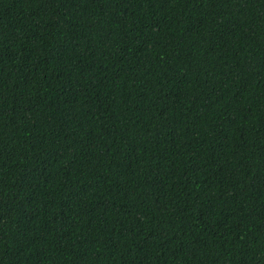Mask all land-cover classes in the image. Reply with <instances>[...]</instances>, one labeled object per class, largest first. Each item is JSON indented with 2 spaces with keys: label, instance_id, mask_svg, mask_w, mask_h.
<instances>
[{
  "label": "trees",
  "instance_id": "obj_1",
  "mask_svg": "<svg viewBox=\"0 0 264 264\" xmlns=\"http://www.w3.org/2000/svg\"><path fill=\"white\" fill-rule=\"evenodd\" d=\"M0 264H264V0H0Z\"/></svg>",
  "mask_w": 264,
  "mask_h": 264
},
{
  "label": "bare ground",
  "instance_id": "obj_2",
  "mask_svg": "<svg viewBox=\"0 0 264 264\" xmlns=\"http://www.w3.org/2000/svg\"><path fill=\"white\" fill-rule=\"evenodd\" d=\"M260 41V40H259ZM250 42V41H249ZM254 42V41H253ZM121 63V62H120ZM118 65H119V63H118ZM120 66V65H119ZM262 66V65H261ZM114 68V67H113ZM126 68V67H125ZM118 69V68H117ZM121 69V68H120ZM115 70V69H114ZM127 70V69H126ZM113 72V71H112ZM121 73V72H120ZM125 73V72H124ZM256 74V73H255ZM122 75V74H121ZM261 75V74H260ZM113 76V75H112ZM258 76V75H257ZM114 79V78H113ZM154 84V83H153ZM144 88V87H143ZM158 88V87H157ZM159 89V88H158ZM141 89H139V91H140ZM144 90V89H143ZM148 90V89H147ZM136 92V91H135ZM151 92V91H150ZM144 93V92H143ZM131 94V93H130ZM138 95V94H137ZM142 95V94H141ZM152 95V94H151ZM209 95V94H208ZM140 96V95H139ZM140 100V99H139ZM204 100V99H203ZM156 101V100H155ZM137 102V101H136ZM135 102V103H136ZM146 102V101H145ZM150 102V101H149ZM154 103V102H153ZM152 103V104H153ZM154 105V104H153ZM154 107V106H153ZM149 109V108H148ZM177 109V108H176ZM152 110V109H151ZM151 113V112H150ZM152 114V113H151ZM157 117V116H156ZM65 161V160H64ZM66 162V161H65ZM69 162V161H68ZM224 165V164H223ZM213 253V252H212Z\"/></svg>",
  "mask_w": 264,
  "mask_h": 264
}]
</instances>
